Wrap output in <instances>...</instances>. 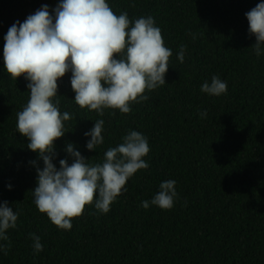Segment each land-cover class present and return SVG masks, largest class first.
Instances as JSON below:
<instances>
[{
	"label": "trees",
	"instance_id": "trees-1",
	"mask_svg": "<svg viewBox=\"0 0 264 264\" xmlns=\"http://www.w3.org/2000/svg\"><path fill=\"white\" fill-rule=\"evenodd\" d=\"M58 2L0 0V204L19 213L0 264H264V56L255 55L246 17L261 0H108L114 14L127 12L130 20L152 16L173 56L166 84L146 90L148 100L132 104L129 114L105 110L100 117L82 109L71 73L58 81L60 111L73 119L56 141L57 168L69 142L92 164L103 162L129 130L150 145L149 168L127 182L110 211L88 205L71 230L59 229L34 203L31 162L42 169L43 161L16 127L28 82L12 79L3 58L8 29ZM181 46L184 63L177 57ZM213 75L226 81L227 94L201 91ZM98 119L105 121L104 144L89 151L84 134ZM166 180L176 181L174 207L145 209L142 202ZM33 234L43 245L39 253Z\"/></svg>",
	"mask_w": 264,
	"mask_h": 264
},
{
	"label": "clouds",
	"instance_id": "clouds-1",
	"mask_svg": "<svg viewBox=\"0 0 264 264\" xmlns=\"http://www.w3.org/2000/svg\"><path fill=\"white\" fill-rule=\"evenodd\" d=\"M249 33L255 36L252 47L259 58L264 56V0L246 13ZM3 58L7 73L14 80L28 82L29 99L17 115V131L27 138V148L38 154L43 168L31 162L37 172L34 203L41 213L61 230H71L74 218L85 207L94 205L103 214L110 211L127 182L139 171L147 170L150 145L142 133L129 130L122 143L108 148L101 163H90L74 143H67L66 159L58 157L56 141L68 131L72 115L60 111L58 81L71 73L70 83L75 103L82 109L103 117L105 110L122 114L132 111V104L148 100L151 92L166 84L171 48L165 46L161 29L152 16L130 20L127 12L114 14L108 0H59L50 11L43 5L24 22L17 21L4 36ZM181 46L177 57L185 61ZM227 83L213 75L201 85L209 96L227 94ZM207 116V111L200 113ZM105 121L98 119L85 132L86 147L95 151L104 144ZM71 160V163H69ZM11 190V185H8ZM178 193L175 180H166L149 202L162 210L174 207ZM19 213L8 202L0 204V252L7 231L17 228ZM35 253L43 251L40 237L31 236Z\"/></svg>",
	"mask_w": 264,
	"mask_h": 264
}]
</instances>
